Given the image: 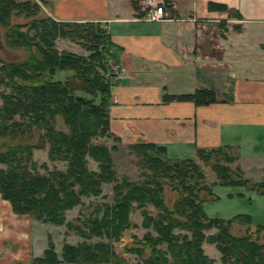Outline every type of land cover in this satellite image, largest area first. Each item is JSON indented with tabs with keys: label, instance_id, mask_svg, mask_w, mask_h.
<instances>
[{
	"label": "trees",
	"instance_id": "16d2710c",
	"mask_svg": "<svg viewBox=\"0 0 264 264\" xmlns=\"http://www.w3.org/2000/svg\"><path fill=\"white\" fill-rule=\"evenodd\" d=\"M42 11L35 0H0L6 44L26 47L30 53L23 62L0 59V88L9 89L8 94L0 92V195L16 214L68 227L72 225L65 212L80 204L81 197L100 195L104 183L112 184L114 195L111 204L95 206L82 226H73L85 240L63 245L61 259L49 239L43 255L28 263L124 264L110 240L119 241L123 232L138 227L130 214L141 209V226L148 230L136 240L137 246L128 248L140 259L135 264H214L204 253V242L215 245L223 264H264V242L258 241L260 235L264 237V226L251 229L245 214L208 217L200 196L210 194V188L192 159L169 162L163 146L135 144L131 149L143 160L145 180L118 178L111 155L115 145L94 142L96 137L117 140L109 130L113 80L104 76L108 63L116 62L111 38L98 23L55 21ZM12 16L29 20L13 24ZM58 37L78 42L89 54L58 50ZM176 98L196 105L215 101L214 92L206 89ZM41 148H47L49 160L63 162L65 168L38 172L31 158L33 150ZM197 154L210 163L216 183L245 185L264 193V180L253 183L238 166L228 165L236 160L230 148L197 149ZM89 159L97 163L96 170L89 168ZM167 185L176 192L170 207L164 196ZM147 205L156 210L155 215L146 210ZM233 224L243 225L244 232L234 235ZM212 229L215 232L206 233ZM93 237L101 240L87 241Z\"/></svg>",
	"mask_w": 264,
	"mask_h": 264
},
{
	"label": "crops",
	"instance_id": "0c3cea01",
	"mask_svg": "<svg viewBox=\"0 0 264 264\" xmlns=\"http://www.w3.org/2000/svg\"><path fill=\"white\" fill-rule=\"evenodd\" d=\"M168 1L172 20L150 22L137 19L128 0H38L55 21L98 23L109 34L122 76L110 89L109 130L122 145L152 143L196 164L197 149L226 146L236 156L231 168L261 182L264 0ZM199 89L212 90L215 101L176 98ZM33 223L0 195V264L43 255Z\"/></svg>",
	"mask_w": 264,
	"mask_h": 264
},
{
	"label": "rangeland",
	"instance_id": "374dc122",
	"mask_svg": "<svg viewBox=\"0 0 264 264\" xmlns=\"http://www.w3.org/2000/svg\"><path fill=\"white\" fill-rule=\"evenodd\" d=\"M35 1L38 2V0H35ZM128 1H129L128 3L130 4V6L136 11L137 13L136 16H138L137 19L142 20L141 19L142 13L140 11L142 0H128ZM38 3L40 4V2ZM41 8L43 10L42 6ZM221 10L223 11L225 9H221ZM44 13L46 14V11H42L41 15H44ZM28 20L29 18H25L23 16L22 17H17V16L11 17V22L13 24L14 23L24 24ZM27 28H28V25L26 27H23L22 30H26ZM6 30H7V27L0 25V59L6 62L26 61L30 55L29 51L27 50L26 47L25 48L9 47L5 42ZM30 32L31 31H29V33ZM55 44L58 50H68V51H71L77 54H82V55L89 54V52L84 47H82L81 44H79L76 41H72L68 38L58 37L55 41ZM108 64H112L114 66L115 62L110 61ZM59 76L62 78L64 77V74L60 73ZM112 86H113V83H111V87ZM0 92H3V94H8L9 89L0 88ZM1 102H2V99L0 97V104ZM60 123L61 122L58 121L57 125L59 127L64 128L63 125L60 126ZM112 135L114 134L112 133ZM94 142L103 143L109 148L112 145H115L116 148L111 150V155H112L113 164L117 171V176L119 179L124 177V178H127L129 181H133V182L145 180L144 174L147 172L146 167L143 164V160L140 157H138L137 153L134 152L133 149H131V146L128 147L127 145H122L123 143H121V140L118 137H117V140H114L112 137H96V139H94ZM1 144L2 143L0 140V149H2ZM261 144H262V141H261ZM163 157L169 162L180 160L178 158L177 159L170 158L169 154L166 153V150L163 153ZM31 162L35 164V167L38 170V172L43 173V174H45L47 170L49 171L54 168H57V169L65 168V163L49 160L48 155H47V148L34 149ZM198 162H199L198 166L200 167L205 177L204 182L210 188V194L205 192L206 195L201 193V196H200L204 211L209 217L229 219V218H232L234 215L242 213L250 217L251 229H253L257 225L264 226V195H260V193L256 189H251L245 185L236 186V187L228 186V185H220L216 183L217 177L215 173L211 170L210 163H205L201 159H198ZM213 162L214 161L212 160L211 163ZM96 166H97V163L89 159V168L96 170L97 168ZM263 180H264V176H262V181ZM113 195H114V192L112 190V184L104 183L102 185V192L100 195L81 197L80 204L76 205L72 209L67 210L65 212L66 221L72 225L71 227H68L66 224L56 225V224H52L49 222L45 223V222H40V221L33 219L34 221L33 231L37 233L38 236L41 235V237H39L40 240L38 243H43V245L48 246V241L50 239L54 245L53 246L54 251L57 253L58 258L61 259L60 253H61L63 245L65 244L76 245L80 243L81 241L85 240L84 237L80 236L76 232L73 226H82V220H84L89 215V213L93 211V208L95 206L102 205V204H111ZM164 196H165L166 205L170 207L172 205L173 200L176 198V192L173 189H171L169 185H167L165 187ZM146 210L152 215H155L156 213V210L151 205H147ZM17 215H26V214H17ZM130 219L132 222L136 223L138 227L131 228L123 232L119 241L110 240L114 251L118 255L124 258V264H131V263L135 264L139 262L140 259L138 255L128 251V248L137 246L136 240L141 239L144 233L148 230L141 226V222L143 220V217L141 215V209H134L132 213L130 214ZM239 226H243V225L241 224L232 225L231 232L234 235H241L244 232L243 231L244 227H239ZM213 232H215V229L207 231L206 233L210 234ZM99 240L101 239L97 237H93L87 241L96 242ZM102 240L107 241L106 238ZM258 241L259 243H263L264 237L260 235V238ZM147 251L148 249H146V252ZM205 253L208 254L207 256L210 258L214 256L216 258V259L212 258L214 261L219 260L217 258V256H219V252L217 251V248L215 247L214 244L207 245ZM31 259L32 258L27 259V260L18 259L16 261H19L20 263L24 262L25 264H30L28 262ZM221 263L220 261H218V263L216 262V264H221Z\"/></svg>",
	"mask_w": 264,
	"mask_h": 264
},
{
	"label": "built area",
	"instance_id": "2783aa9c",
	"mask_svg": "<svg viewBox=\"0 0 264 264\" xmlns=\"http://www.w3.org/2000/svg\"><path fill=\"white\" fill-rule=\"evenodd\" d=\"M140 11L142 20L150 22L172 20L170 12V2L168 0H142ZM105 77L111 78L113 81L122 78L119 69L116 65L108 64L105 72Z\"/></svg>",
	"mask_w": 264,
	"mask_h": 264
}]
</instances>
